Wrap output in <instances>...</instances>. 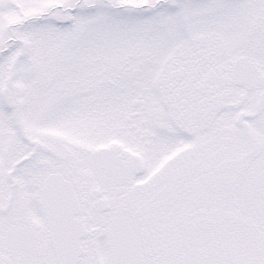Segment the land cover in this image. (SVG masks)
Listing matches in <instances>:
<instances>
[{
	"label": "snow or ice",
	"instance_id": "6c2138e0",
	"mask_svg": "<svg viewBox=\"0 0 264 264\" xmlns=\"http://www.w3.org/2000/svg\"><path fill=\"white\" fill-rule=\"evenodd\" d=\"M0 264H264V0H0Z\"/></svg>",
	"mask_w": 264,
	"mask_h": 264
}]
</instances>
